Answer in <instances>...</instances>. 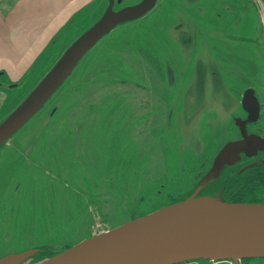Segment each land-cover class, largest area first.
<instances>
[{
	"label": "rangeland",
	"instance_id": "374dc122",
	"mask_svg": "<svg viewBox=\"0 0 264 264\" xmlns=\"http://www.w3.org/2000/svg\"><path fill=\"white\" fill-rule=\"evenodd\" d=\"M37 1L22 2V15L38 16L36 23L47 30L39 34L40 47L48 46L20 82H3L8 101L0 124L108 7V0ZM141 1L116 0L114 9ZM252 7L257 13L249 19H258L259 46L227 48V21ZM11 84L21 86L7 89ZM248 89L262 107L260 120L248 130L264 138V0H158L145 16L118 26L0 147V258L37 249L24 264H40L186 200L222 148L241 138L236 121L247 118L242 101ZM248 160L243 168L264 164V152ZM226 168L202 196L235 197L234 173ZM251 202L264 199L242 204Z\"/></svg>",
	"mask_w": 264,
	"mask_h": 264
},
{
	"label": "water",
	"instance_id": "95a60500",
	"mask_svg": "<svg viewBox=\"0 0 264 264\" xmlns=\"http://www.w3.org/2000/svg\"><path fill=\"white\" fill-rule=\"evenodd\" d=\"M158 0L116 11V0L90 29L61 56L28 97L0 124V147L22 129L61 88L82 59L118 26L150 12ZM123 0H117L121 4ZM21 84H11L9 90ZM0 87L5 88L0 82ZM247 113L239 119L241 139L228 142L216 156L212 169L195 193L184 201L137 218L114 230L97 235L48 258L40 264H183L191 261L264 259V204H230L219 197H199L225 167L253 159L264 152V138L249 133L248 126L261 116V102L255 90L244 93ZM37 249L9 254L0 264H24Z\"/></svg>",
	"mask_w": 264,
	"mask_h": 264
},
{
	"label": "crops",
	"instance_id": "0c3cea01",
	"mask_svg": "<svg viewBox=\"0 0 264 264\" xmlns=\"http://www.w3.org/2000/svg\"><path fill=\"white\" fill-rule=\"evenodd\" d=\"M24 1L30 3L38 2L37 0H0V81L2 83L6 79L13 83L20 82L28 74L30 69L36 65L38 58L48 46L46 44L40 47L39 34L44 33L47 35V30H41L36 23L38 22V16L34 17L30 14L28 17H24L22 15V2ZM250 12L257 13L253 7L250 10H246L245 8L243 10L241 8L239 17L235 15L238 18L234 19L231 17V20L227 21L226 30L223 31L224 35L228 37L223 43L227 48L228 46L231 47L234 43L257 44L259 46V36H257L254 30L258 19L256 22V17H254V22H251L250 20L252 19H249ZM226 14L223 11L224 19ZM228 15L229 17L231 16V14ZM213 16L214 19L219 17L214 14ZM231 21L237 22L238 24L232 23ZM214 32L215 24L210 28V32L208 31L207 33L209 36H214ZM53 35L54 33L52 32L51 39ZM51 39H48L47 43ZM5 91L0 87V113L8 101V94Z\"/></svg>",
	"mask_w": 264,
	"mask_h": 264
},
{
	"label": "trees",
	"instance_id": "16d2710c",
	"mask_svg": "<svg viewBox=\"0 0 264 264\" xmlns=\"http://www.w3.org/2000/svg\"><path fill=\"white\" fill-rule=\"evenodd\" d=\"M245 161L250 160L245 159ZM245 161H243L242 164L238 163L233 167H227L225 169V171L229 170L233 171L234 173V177L231 183L232 191L235 197H227V195H224L226 193L222 194L223 192L220 194V196L230 203L242 204L246 203V201L249 199L259 200L260 197L264 199V164L254 163L246 165V167L243 168L242 166ZM237 170H241V173H239V171ZM252 203L255 202H251L250 204ZM52 257L53 256H49L48 258Z\"/></svg>",
	"mask_w": 264,
	"mask_h": 264
},
{
	"label": "flooded vegetation",
	"instance_id": "af4514ba",
	"mask_svg": "<svg viewBox=\"0 0 264 264\" xmlns=\"http://www.w3.org/2000/svg\"><path fill=\"white\" fill-rule=\"evenodd\" d=\"M115 5H116V4H115ZM0 80H1V79H0ZM0 82H1V81H0ZM248 127H249V126H248ZM248 131H249V130H248ZM249 133L251 134V133H253V132H250V131H249ZM254 134H255V133H254ZM257 135H258V134H257ZM240 139H241V138H240ZM236 141H237V140H236ZM245 158H246V157L243 156V159H242V160H244ZM246 159H247V158H246ZM240 163H241V162H240ZM208 186H209V185H208ZM208 186H207V187H206V188L200 193L199 197H205V196H202L201 194H202L204 191H206V189L208 188ZM197 189H198V188H197ZM197 189H196V190H197ZM196 190H195V191H196ZM195 191H194V193H195ZM194 193H193V194H194ZM193 194H192V195H193ZM192 195H191V196H192ZM191 196H189L188 198H190ZM210 197H214V196H210ZM216 197H217V196H216Z\"/></svg>",
	"mask_w": 264,
	"mask_h": 264
},
{
	"label": "bare ground",
	"instance_id": "6f19581e",
	"mask_svg": "<svg viewBox=\"0 0 264 264\" xmlns=\"http://www.w3.org/2000/svg\"><path fill=\"white\" fill-rule=\"evenodd\" d=\"M104 38H105V37H104ZM96 46H97V45H96ZM96 46H95V47H96ZM95 47H94V48H95ZM94 48H93V49H94ZM82 60H83V59H82ZM78 65H79V64H78ZM36 115H37V114H36ZM36 115H35V116H36ZM25 126H26V125H25Z\"/></svg>",
	"mask_w": 264,
	"mask_h": 264
}]
</instances>
